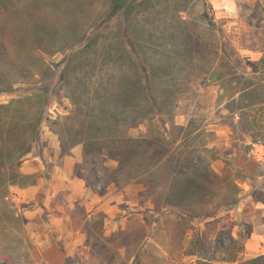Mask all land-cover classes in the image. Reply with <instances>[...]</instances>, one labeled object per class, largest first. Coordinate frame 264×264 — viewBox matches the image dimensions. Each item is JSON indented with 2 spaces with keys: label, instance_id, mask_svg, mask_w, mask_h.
<instances>
[{
  "label": "rangeland",
  "instance_id": "obj_1",
  "mask_svg": "<svg viewBox=\"0 0 264 264\" xmlns=\"http://www.w3.org/2000/svg\"><path fill=\"white\" fill-rule=\"evenodd\" d=\"M88 1L87 41L60 59L33 57L51 51L41 20L12 27L21 41L1 53L0 264H264V203L252 197L264 192V0ZM45 123L65 146L94 137L76 170L96 195L115 187L131 214L106 238L92 219L65 260L38 208L47 181L14 187L19 146L41 149ZM37 243L50 245L42 263Z\"/></svg>",
  "mask_w": 264,
  "mask_h": 264
},
{
  "label": "crops",
  "instance_id": "obj_2",
  "mask_svg": "<svg viewBox=\"0 0 264 264\" xmlns=\"http://www.w3.org/2000/svg\"><path fill=\"white\" fill-rule=\"evenodd\" d=\"M94 10V5L88 0H0V59L2 58L1 53L5 54L6 51L12 49V46L7 47L8 43L16 44L21 41L12 27L27 26L28 20L35 22L41 20L42 25L47 27L46 31L43 28L37 31L42 36L38 42L48 43L50 46L47 47L51 48L50 52L41 48H33V57L41 60L42 63H46L49 59H60L71 49L67 44L87 41L85 30L88 20L93 18ZM31 12L33 15L29 16ZM11 59H13V61L10 60L11 66L15 67L14 62L17 58ZM38 139L41 149L30 148L24 154L26 157L17 170L25 183L23 185L16 183L14 187L21 191L34 192L43 187L47 181L49 188L44 197H40L41 206H35L34 210L38 207L47 215L53 233L58 235L53 244L54 248L58 247L63 256L69 252L74 253L80 239L77 236L81 239L87 238V226L92 219L99 223L98 230L94 232L99 237L106 238L125 230L129 223L127 219L131 214L124 217V213L121 212L124 197L122 198L115 187L113 190L108 187L109 190L104 195H96L87 186L86 177H81L76 170L77 166L84 162L83 145L77 143L65 146L59 135L47 123L41 125ZM59 194L63 199L58 198ZM38 203L34 201L35 205ZM124 203L133 205L130 201ZM143 205V207H150L149 202ZM78 210L81 215L77 219L78 226H74L73 221L76 219ZM30 213L24 212L25 217L28 218ZM40 233L39 230L36 233L37 236ZM37 245H39L40 252L36 259L40 262L45 259L47 264L48 259L41 258L42 253L50 245L42 246L38 243ZM63 259L65 260V256Z\"/></svg>",
  "mask_w": 264,
  "mask_h": 264
},
{
  "label": "trees",
  "instance_id": "obj_3",
  "mask_svg": "<svg viewBox=\"0 0 264 264\" xmlns=\"http://www.w3.org/2000/svg\"><path fill=\"white\" fill-rule=\"evenodd\" d=\"M34 96H36V99L38 100V99H42V98H39V96L38 95H34ZM41 96V95H40ZM27 101L29 100V98H27L26 99ZM27 101H25V102H27ZM19 102H21L22 103V101H18V100H15L12 104H19ZM17 106V105H16ZM19 106V105H18ZM3 108H6V107H4V106H0V109H3ZM38 108V107H37ZM16 110H17V108H16ZM18 111V110H17ZM37 111H38V109H37ZM64 118H67V117H64ZM39 119H41L40 117H38L37 119H36V121H35V123H37V125H38V123L39 122H41V120L39 121ZM95 122H96V120H95ZM58 124V122L56 121V120H54L53 122H51V125L52 126H54V125H57ZM16 125H17V129L19 128V130H22V129H24V126L22 125V121L20 122V124H19V122H15L14 123V127H16ZM37 125H36V127H37ZM82 126V125H81ZM33 130L35 131V127L33 128ZM32 130V131H33ZM111 130V128H109V131ZM54 132H56L58 135H59V137H60V139H61V141H62V138H61V136H60V133L58 132V131H55V130H53ZM24 132V131H23ZM34 133V132H33ZM86 134L88 135V131L86 130ZM90 134V133H89ZM108 136H111L110 134L108 135ZM33 139H34V137H33ZM110 139H111V137H110ZM94 140V137H89L88 136V144H90V143H92V141ZM112 140H116V138L115 137H112ZM63 142V141H62ZM87 142H84V140H79L78 138H76V139H74L68 146H72V145H75V144H77V143H81L82 145H83V147H85V145H86V143ZM114 143V142H113ZM64 144V143H63ZM1 148H2V146H1ZM29 149H30V146L28 147V146H26V144H21V146H19V153H20V155H24L27 151H29ZM85 149V148H84ZM108 155H110V154H108ZM253 199H254V201H256V202H261V203H264V192H262V191H255L254 193H253ZM248 235H249V233H248ZM232 243H233V246H235V244H236V241L235 240H232ZM237 251H241L242 250V247H240V248H237L236 249ZM259 259H260V256H258V257H255V258H250V259H241V260H239V261H236L234 258L231 260V262H233V263H235V264H259L258 262H259Z\"/></svg>",
  "mask_w": 264,
  "mask_h": 264
}]
</instances>
